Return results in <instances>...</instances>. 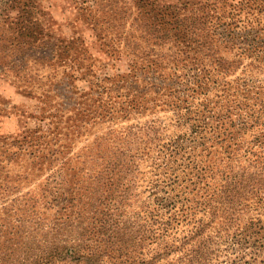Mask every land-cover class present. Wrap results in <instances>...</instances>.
Returning <instances> with one entry per match:
<instances>
[{
	"label": "trees",
	"instance_id": "trees-1",
	"mask_svg": "<svg viewBox=\"0 0 264 264\" xmlns=\"http://www.w3.org/2000/svg\"><path fill=\"white\" fill-rule=\"evenodd\" d=\"M69 1L89 27L101 53L112 57L122 51L128 72L118 77L120 86L115 88L124 91L113 97L124 103L117 106V113L151 114L159 107V111L175 113V120L191 123L190 134L200 135L217 131L229 118L230 109L250 100V95L243 96L241 103L218 97L194 108L184 100L162 101L165 98L161 96L175 97L179 93L176 89L187 87L195 92L216 83L224 91L230 86L226 77L240 68L244 53L246 57L255 55L247 64L252 70L257 69L254 64L264 66V35L257 38L234 23L229 29L230 24L203 0L179 5L158 0ZM34 12V0H0V69L8 64L10 53H23L19 51L37 37L31 27ZM216 28L221 32L216 33ZM221 34L225 36L221 40L224 50L231 53L236 48L233 58L217 55L215 41ZM144 91H152L159 99H146ZM108 104L103 105L104 110ZM71 105L59 106L58 112L78 110V103ZM76 116L66 119L72 125L65 129L73 134L79 131L76 120H72ZM231 128L229 121L220 133ZM160 131L157 121L145 127L133 126L112 148L103 144L90 156L66 159L50 176L51 182L47 180L40 191L21 199L31 203L30 210L35 198L45 205L37 219L25 218L26 210L18 206L21 201L6 203L7 195L18 191L19 179L29 178L32 169L26 167L23 174L11 175L3 173L0 166V264H209L212 254L205 242L209 245L211 240L206 238L205 228L210 225L197 216L204 213L210 223L219 218L221 226L230 227L239 221L242 208L252 202L260 204L257 197L264 192V158L255 162L252 171L234 173L229 167L226 175L217 172L214 178L204 160L197 162L195 155L185 151L183 135L163 143ZM152 147L163 159L152 168L159 170L164 178L161 183L177 199L166 211L159 212L148 202L131 209L137 184L147 181L140 161ZM34 164L36 171H41L42 163ZM140 187L146 190V186ZM167 212L169 216L161 221ZM176 222H192L190 234L168 237ZM263 222H248V241L256 249L264 248ZM153 246L156 250L150 252ZM174 254L176 259L167 260Z\"/></svg>",
	"mask_w": 264,
	"mask_h": 264
},
{
	"label": "rangeland",
	"instance_id": "rangeland-1",
	"mask_svg": "<svg viewBox=\"0 0 264 264\" xmlns=\"http://www.w3.org/2000/svg\"><path fill=\"white\" fill-rule=\"evenodd\" d=\"M158 1L179 5L196 0ZM203 2L209 5L223 22L230 24L229 29L233 28L234 23L240 30L246 27L252 34L258 35L257 38L264 35V0ZM34 9L31 27L37 37L27 49L19 51L23 53H10L12 57L7 58L8 64L0 69V166L3 173L9 172L11 175L23 174L26 167L28 170L32 169L29 178L19 179L18 191L7 195L6 203L21 201L18 206L26 210L28 217L25 218L41 217L45 205L35 198L30 210L31 203L27 205L21 199L40 191L39 187L47 180L51 182L50 176L62 162L75 159L79 155L80 158L82 155L90 156L99 145L104 144V147L107 145L112 148L116 139L122 138V134L133 126L145 127L157 121L160 124L159 134L163 143L183 135L186 138L183 142L185 151L195 155L197 162L204 160L212 170L209 175L214 178L217 172L224 171L226 175L229 167L234 173L243 169L252 171L255 162L259 161L260 157L264 158V66L254 64L256 70L247 66L255 55H242L241 58L245 59L241 60L242 65L233 75L226 77L230 86L225 87L224 91L215 83L195 92L190 91L189 87L185 90L176 89L179 93L172 98L161 96L165 98L162 101L171 99L180 103L184 100L190 108H194L206 100H215L218 97H229L233 102L241 103L243 96L250 95V100L244 102L246 105L240 104L230 109L229 118L221 123L217 131L192 135L189 128L191 123L175 120V113L159 111V107L151 114H148V111L136 114L117 113V106L124 103L114 100L113 97L124 91L122 89L117 92L115 88L120 86L118 77L128 72L125 58L120 55L122 51L112 57L101 53L89 27L69 0H34ZM215 30L216 33L221 32L217 28ZM237 30L239 31L238 28ZM219 36L221 39L217 40V43L215 41L214 47L217 55L233 58L236 48L231 53L224 50L221 40L225 39V36ZM118 47L119 45L116 48ZM219 81L220 79H216V82ZM144 93L146 99H159L158 96L152 95V91ZM74 103H78V110L58 112L59 106L67 108ZM107 103L114 107L108 104V109L104 110L103 105ZM112 108L115 112L109 111ZM80 111L85 114L81 116ZM120 114L127 117L122 118ZM74 115L77 116L72 120H76L79 131L73 134L65 127L72 125L71 121L67 123L66 119ZM175 121L179 122L180 126H177ZM229 121L232 122L230 132L220 133L227 128ZM176 126L179 128L176 129ZM106 138L109 140L106 141ZM199 144H202V147ZM207 153L208 155H205ZM159 156V150L152 147L149 154L141 159L140 166L146 171L147 181L145 184H137V198L131 199V209L139 206L141 202H148L151 208L158 207L159 212L166 211L175 203L173 201L177 200L161 183L164 178L158 173L159 170L152 168L153 164L163 162ZM32 162L42 163L41 171H36ZM156 185L159 187L156 188ZM12 186L15 189L13 183ZM140 186H146V190H142ZM257 200L261 203L252 202L241 209L237 215L239 221H236L234 226H221L219 218L210 223L211 219L208 220V215L204 213L197 216L210 225L205 228L206 238L211 240L209 245L205 242L212 254L209 264H264V248L256 249L248 241V222L258 219L264 221L263 191L258 194ZM2 206L0 201V209ZM169 214L170 212L161 215V221ZM177 223L168 237L190 234L192 222H189V225L184 222ZM188 247L189 245H186L185 248ZM154 248L156 247H151L150 252H154ZM177 257L175 254L170 255L167 260Z\"/></svg>",
	"mask_w": 264,
	"mask_h": 264
}]
</instances>
